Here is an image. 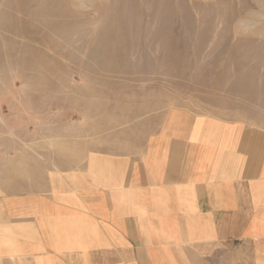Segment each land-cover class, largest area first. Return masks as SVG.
Wrapping results in <instances>:
<instances>
[{"label":"rangeland","instance_id":"374dc122","mask_svg":"<svg viewBox=\"0 0 264 264\" xmlns=\"http://www.w3.org/2000/svg\"><path fill=\"white\" fill-rule=\"evenodd\" d=\"M175 108L264 128V0H0V164L136 148Z\"/></svg>","mask_w":264,"mask_h":264},{"label":"crops","instance_id":"0c3cea01","mask_svg":"<svg viewBox=\"0 0 264 264\" xmlns=\"http://www.w3.org/2000/svg\"><path fill=\"white\" fill-rule=\"evenodd\" d=\"M99 141L0 164V264H264V128L175 108Z\"/></svg>","mask_w":264,"mask_h":264}]
</instances>
